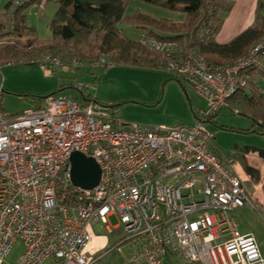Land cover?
Masks as SVG:
<instances>
[{
	"label": "built area",
	"instance_id": "built-area-1",
	"mask_svg": "<svg viewBox=\"0 0 264 264\" xmlns=\"http://www.w3.org/2000/svg\"><path fill=\"white\" fill-rule=\"evenodd\" d=\"M140 40L166 55L158 67L179 75L207 109L191 126L125 124L82 86L83 100L52 94L16 115L0 106V259L20 242L15 264H89V223L107 225L114 215L121 241L135 246L131 264H264L254 235L233 217L254 203L212 151L201 119L229 106L253 69L264 71V38L234 64L217 66L172 43ZM73 151L98 163L92 189L71 184ZM59 188L77 189V198L62 201Z\"/></svg>",
	"mask_w": 264,
	"mask_h": 264
},
{
	"label": "rangeland",
	"instance_id": "rangeland-1",
	"mask_svg": "<svg viewBox=\"0 0 264 264\" xmlns=\"http://www.w3.org/2000/svg\"><path fill=\"white\" fill-rule=\"evenodd\" d=\"M7 1L0 0V22H7L3 7ZM56 8L53 0H42L39 6L34 4L25 10L26 24L34 27L39 38L51 37L48 22ZM136 10L157 19L176 22L183 21L185 17L179 10L144 0H128L125 14L132 15ZM118 27L126 37L134 40L143 33L142 29L126 21L119 23ZM49 59L59 63L52 64L47 61ZM7 61L11 64L5 65ZM0 64V88L3 91L0 106L11 114L36 104L43 105L46 97L35 100L36 95L80 97L77 86H82L97 102L107 105L115 118L125 124L155 129L191 126L199 120L194 112L198 114L207 109L205 99L186 83L183 89L172 78L174 72L164 68L116 64L107 56L87 60L69 58L64 54L16 57ZM252 121L249 115L238 114L229 105L221 108L214 120L204 124L213 134L212 145L216 153L226 160L233 173L242 176L249 191L255 208L245 205L240 211L236 210L237 220L254 234L264 256V134L246 131ZM109 221L110 225L118 224L115 216H111Z\"/></svg>",
	"mask_w": 264,
	"mask_h": 264
},
{
	"label": "trees",
	"instance_id": "trees-1",
	"mask_svg": "<svg viewBox=\"0 0 264 264\" xmlns=\"http://www.w3.org/2000/svg\"><path fill=\"white\" fill-rule=\"evenodd\" d=\"M41 1L9 0L4 4L7 22H0V62L16 57L64 54L87 60L107 56L116 64L158 69L166 55L140 38L126 37L118 27L124 21L142 29L141 35L145 38L172 43L178 50L189 49L215 66L234 64L264 38V0H257L254 22L226 43L217 42L215 36L232 8L231 0H144L182 11L185 17L180 22L157 19L138 10L127 15L128 0H53L57 8L48 22L52 35L44 39L38 37L34 27L26 24L25 15L29 6H39ZM251 74L248 83L238 88L228 103L236 113L252 118V125L246 131L264 134V89L259 85L264 79V71L253 69ZM172 78L185 89V82L179 75L174 73ZM34 97L38 100L46 96ZM75 99L83 100L84 96ZM16 114L19 113H13ZM194 114L200 119L196 112ZM216 114H207L201 119L212 121ZM212 151L216 152L214 147ZM59 189L65 202L76 199L79 192L77 189L74 192L68 191L69 188Z\"/></svg>",
	"mask_w": 264,
	"mask_h": 264
},
{
	"label": "crops",
	"instance_id": "crops-1",
	"mask_svg": "<svg viewBox=\"0 0 264 264\" xmlns=\"http://www.w3.org/2000/svg\"><path fill=\"white\" fill-rule=\"evenodd\" d=\"M231 1H232V8L228 13V15L226 16L220 30L217 32L215 36V40L219 43H226L230 41L236 35H238L242 30H244L246 27L251 25L255 19L257 0H231ZM262 12L264 14V7L262 9ZM0 66L2 67L1 64ZM259 85L264 86V79L259 81ZM1 96L2 94L0 95V97ZM37 106L40 105L36 104L33 107H37ZM220 158L224 161L227 168L231 171L226 160L221 156ZM233 174L240 179L242 186L248 193L249 191L246 188L245 183L243 182L242 176L241 175L238 176L235 173ZM252 193L255 195V190H253ZM244 207L245 205L238 208L237 212L238 210L240 211ZM253 208H255V206ZM111 216H109V218ZM233 217L236 222L237 228L241 233H252L249 230H246L247 227L244 224L239 223V221L237 220L236 210L233 212ZM88 231L90 234V240L87 246L85 247L84 253L89 264H131L130 255L134 251L135 246L134 244H132V242L121 241L123 234L118 224L106 225L99 221L90 222L88 225ZM22 250H23L22 244L20 242H16L12 247V249L10 250V252L6 255V257L0 259V264H15L19 259ZM176 264H183V263L177 262Z\"/></svg>",
	"mask_w": 264,
	"mask_h": 264
},
{
	"label": "water",
	"instance_id": "water-1",
	"mask_svg": "<svg viewBox=\"0 0 264 264\" xmlns=\"http://www.w3.org/2000/svg\"><path fill=\"white\" fill-rule=\"evenodd\" d=\"M70 181L80 189H92L100 179V167L96 160L79 151L71 152Z\"/></svg>",
	"mask_w": 264,
	"mask_h": 264
}]
</instances>
